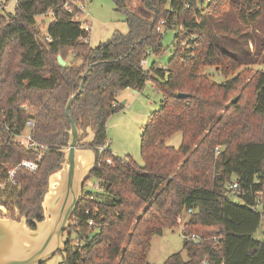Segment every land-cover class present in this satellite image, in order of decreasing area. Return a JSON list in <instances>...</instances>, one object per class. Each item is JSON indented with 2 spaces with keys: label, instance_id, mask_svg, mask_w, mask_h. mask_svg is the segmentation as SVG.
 <instances>
[{
  "label": "trees",
  "instance_id": "16d2710c",
  "mask_svg": "<svg viewBox=\"0 0 264 264\" xmlns=\"http://www.w3.org/2000/svg\"><path fill=\"white\" fill-rule=\"evenodd\" d=\"M65 1L18 0L14 12L0 16V121L7 125L1 126L0 163L6 167L0 168V181L6 168L42 154L35 170L19 167L5 181L0 204L25 214L30 227L33 218L42 219L47 176L60 166L59 149L68 140L64 106L78 87L82 66L92 64L69 112L83 135L87 128L94 130L90 145L96 162L89 177L98 179L99 189H83L60 251L62 264H264V232L262 239L254 237L264 225V200H259L264 193V72L255 67L247 70L250 78L241 75L243 68L264 62V0H208L200 10L196 0H145L151 16L132 11L127 0H112L126 12L128 30L95 46ZM43 13L54 17L44 34L48 50L74 49L72 59L79 63L47 60L33 30L35 16ZM160 19L164 28L176 27V44L165 68L152 62L145 70L140 59L146 49L161 47ZM184 39L190 45L182 46ZM208 69L224 79L215 81ZM150 72L161 78L162 98L143 128L139 165L111 153L106 120L120 108L118 92L142 90ZM237 88L232 101L228 93ZM27 118L34 120L33 138L44 149L16 142L14 133ZM175 132L181 133L178 148L166 143ZM100 145L105 149L99 153ZM232 177L236 190L229 187ZM230 193L241 201H233ZM180 215L186 258L175 252L149 263L152 236L178 226Z\"/></svg>",
  "mask_w": 264,
  "mask_h": 264
},
{
  "label": "rangeland",
  "instance_id": "374dc122",
  "mask_svg": "<svg viewBox=\"0 0 264 264\" xmlns=\"http://www.w3.org/2000/svg\"><path fill=\"white\" fill-rule=\"evenodd\" d=\"M81 2L83 5V19L85 18L90 26L88 41L91 46L107 41L115 32H127L128 25L126 22V12L118 9L112 0H81ZM15 4V0H0V16H5L6 19L7 14L14 12ZM127 4L128 8L132 11L135 10L144 16L152 15V11L145 5V0H127ZM49 18L50 15L46 13L35 16L33 30L37 41L44 50L48 61L55 60L57 56L60 55L65 62H72V51L74 49H68V47H66L63 49L62 53H53L48 50L49 48L44 41V34ZM161 32L163 35L160 40V50L157 52L151 51V53H149V66L153 62L157 67L165 68L168 65L169 58L173 54L174 46L176 44L175 35L177 34V29L176 27H163ZM181 43L182 46L190 45L187 39L182 40ZM248 47L251 53H253L255 49V43L253 40H248ZM80 51L82 52L83 50L81 49ZM73 62L79 63L78 61ZM87 66L88 65H85L84 63L82 69L84 70ZM255 67L264 72V62H260L257 66L251 65L247 68H243V70H241L242 77H246V79L250 78L252 71L248 72L247 70H253ZM208 72L217 82L224 79L216 69H208ZM149 75L150 77L146 80L142 90L134 92L131 88H123L118 92L116 95V102L118 106L120 105V108L112 113L106 120L107 143L111 153L120 157L129 156L139 165L143 164L140 154V137L143 128L148 121L149 115L158 109L162 98L161 92L157 89V82H160L161 78L152 72H150ZM238 92L239 88L229 92L228 97L231 98L237 95ZM123 100L124 103L121 104ZM25 110L30 111L31 108L28 107ZM83 133L81 136H83ZM166 143L178 148L181 143V133L175 132L166 139ZM49 176L50 173L47 176L46 188L49 183ZM234 180V177H232V181ZM97 182L98 179L90 176L84 181L83 189L93 190L92 187ZM232 192L234 191L232 190ZM229 196L233 201H241L235 194L230 193ZM259 200H264V193H259ZM259 207L260 206L258 205V208ZM21 215L16 209L13 213H10L5 206L0 204V217L19 218ZM70 224L71 222L69 221L67 229L70 227ZM66 230L63 232L62 241H65ZM263 232L264 225L262 223V225H260L255 231L254 237L262 239ZM72 238L74 239V234ZM182 243L183 230L180 226L164 228L162 235L155 234L152 236L146 260L149 263H161L167 256L175 252H180L183 258H186V254L182 249ZM62 259L63 254L59 251L45 261V264H62Z\"/></svg>",
  "mask_w": 264,
  "mask_h": 264
},
{
  "label": "water",
  "instance_id": "95a60500",
  "mask_svg": "<svg viewBox=\"0 0 264 264\" xmlns=\"http://www.w3.org/2000/svg\"><path fill=\"white\" fill-rule=\"evenodd\" d=\"M57 61L60 65L65 64L60 55ZM92 66L89 64L80 73L78 87L70 93L64 106L69 122L68 140L66 146L59 149L63 159L60 166L50 172L49 183L40 202L42 219L33 218L34 227H30L25 214L19 218L0 217V264H41L65 247L63 232L83 193L84 181L96 162V151L90 145L94 130L87 128V134L81 136L83 129L77 126L69 112ZM177 96L185 97V93L178 92ZM237 98L238 95L234 96L232 101Z\"/></svg>",
  "mask_w": 264,
  "mask_h": 264
},
{
  "label": "built area",
  "instance_id": "2783aa9c",
  "mask_svg": "<svg viewBox=\"0 0 264 264\" xmlns=\"http://www.w3.org/2000/svg\"><path fill=\"white\" fill-rule=\"evenodd\" d=\"M15 1L17 2L18 0H15ZM207 1L208 0H202V1L201 0H196L195 1L196 9L200 10V7L203 4H205ZM185 6L186 7H190V3L189 2L185 3ZM64 7L69 11V13H71V17L73 19L79 21L80 29L83 30V31H86L88 33L89 30H90V26L88 25V23L85 20V18L83 19L84 14H83V5H82L81 0H68V1H65L64 2ZM49 15H50L49 22L50 21H54L53 14L49 13ZM164 24H165V20L164 19H160L159 24L156 27L157 30L161 31L162 28L165 27ZM193 37H195V36H193ZM45 38L46 39H50V36L49 35H45ZM87 39H88V36H87ZM146 52L148 54H146L145 56H143L140 59V65L145 70L149 68V52H150V49L147 48ZM21 107L23 109H27V105H25V104L22 105ZM1 126H7V125L5 124V122L2 123L0 121V138H1V134H2ZM33 129H34V120L32 118H27L25 120L24 127L21 130V132L20 133H14L16 142H18L19 144L23 145L27 149H36V150H39L41 148L44 149L46 147V145L37 142L33 138V135H32ZM104 149H105V145L97 146V151L99 153L102 152ZM214 150H215V153H218L220 151V147L219 146H215ZM41 156H42V154H41V152H39L37 154L36 159H25L24 158V159L20 160L19 162L13 164L10 168H6L5 181L12 180L15 170L17 168H19V167H24V168H26V169H28L30 171L35 170L38 167V164H39ZM107 162H110L109 159H107ZM4 166L6 167L5 163H0V168L1 169H3ZM5 181H0V187L4 186ZM229 187L236 190L237 182L233 181L231 184H229ZM98 188H99V181L96 184H94V186L92 187L93 190H87V191L93 193L95 190H98ZM177 221L179 223L178 226L181 227V229L183 230V235H184L183 217L180 215L178 217ZM88 223L90 224L91 220H89ZM187 236H190L191 238H193L196 241V243H199V241H200V239H198L196 237L195 233H190V235H187Z\"/></svg>",
  "mask_w": 264,
  "mask_h": 264
},
{
  "label": "crops",
  "instance_id": "0c3cea01",
  "mask_svg": "<svg viewBox=\"0 0 264 264\" xmlns=\"http://www.w3.org/2000/svg\"><path fill=\"white\" fill-rule=\"evenodd\" d=\"M257 68V67H256Z\"/></svg>",
  "mask_w": 264,
  "mask_h": 264
}]
</instances>
